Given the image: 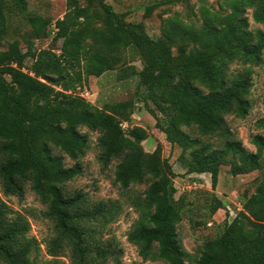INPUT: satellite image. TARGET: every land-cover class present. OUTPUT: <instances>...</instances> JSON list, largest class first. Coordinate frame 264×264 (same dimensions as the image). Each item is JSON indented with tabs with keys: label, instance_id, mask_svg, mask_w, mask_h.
I'll return each mask as SVG.
<instances>
[{
	"label": "trees",
	"instance_id": "1",
	"mask_svg": "<svg viewBox=\"0 0 264 264\" xmlns=\"http://www.w3.org/2000/svg\"><path fill=\"white\" fill-rule=\"evenodd\" d=\"M189 0H163V4ZM98 8L79 0H68L64 17L56 21L55 37L77 39L82 48V67L70 69L53 48L7 55L2 49L15 13L24 14L27 0H0V140L6 159L0 160V182L10 194L22 195L25 184L47 203L46 215L55 223L57 235L48 243V253L70 248L71 264H121L119 242L99 240V227L115 219L121 205L96 203L84 209L85 195L66 191L65 184L82 174L81 158L89 149L90 131H99V159L105 166L119 160L115 183L122 189L150 182L145 196L135 206L140 217L128 234L145 258L163 259L169 264H264V173L252 193L243 196L236 216L223 230L204 241L194 256L181 244L177 225L182 220L183 198H176L173 166L159 143L152 152L143 141L148 130L132 126L138 110L136 99L99 107L75 92L90 76L114 69L125 56L122 49L133 47L142 68L139 100L155 118L156 127L172 146L181 149L179 161L187 174H210L216 188L222 165L233 175L264 170V134L253 135L256 151H249L227 122V115L245 118L252 109V66L264 62V30L250 28V14L264 24V0H218V9L201 6L198 26L178 16L167 19L159 37L143 26L133 25L106 0H90ZM161 3V4H162ZM158 5L148 7L151 16ZM95 19L101 25H95ZM34 38H44L51 19L30 14ZM176 50V51H175ZM10 56V57H9ZM33 60L30 70L25 62ZM234 64L241 67L232 69ZM129 123L128 132L124 123ZM198 132L193 136L190 131ZM224 139L214 148L204 138ZM59 149L63 154H59ZM65 155L75 161L66 165ZM195 180V179H194ZM225 203L213 198L211 214ZM30 222L23 216H9L0 201V264H38L40 245L29 236ZM157 246V252H154ZM117 252L119 254H117ZM44 264H60L57 259Z\"/></svg>",
	"mask_w": 264,
	"mask_h": 264
},
{
	"label": "rangeland",
	"instance_id": "2",
	"mask_svg": "<svg viewBox=\"0 0 264 264\" xmlns=\"http://www.w3.org/2000/svg\"><path fill=\"white\" fill-rule=\"evenodd\" d=\"M163 0H106L114 10L126 18L133 25L143 26L153 37L162 34L163 26L167 19L178 16L185 22L200 25L202 23L201 6L206 5L211 9H218V0H189L186 2H176L163 4ZM80 4L90 5V11L98 8L96 3L90 0H79ZM162 3V4H161ZM157 4L151 16L146 12L149 6ZM68 8V0H27V9L24 14L15 13L9 23V35L3 41L2 49L7 55H15L19 52L39 50L43 48H53L62 57L64 63L70 69L82 67V48L77 39L57 38L56 21L62 19ZM30 14L41 15L51 19L48 28L50 35L44 38H34L32 36V26L28 23ZM95 25H101L100 19H95ZM250 28L256 30L262 28L264 24L257 23L250 14ZM176 51V50H175ZM122 60L114 69L108 70L101 76H90L84 84L78 86L76 93L85 96L86 99L99 107L106 104L116 103L127 99H136L138 110L134 114L132 126L140 125L148 130L149 137L143 141L146 151L152 152L157 145H163V155L173 166L176 177L174 179L177 187L176 198H183V217L177 225L178 238L181 244L194 256L200 254V250L205 240L216 237L224 228L227 220V211L230 217H235L238 208L243 203V196L254 191L258 179L263 175L264 170L244 175H233L230 165H222L219 174V182L213 188L210 174L196 178L195 174H187L186 169L179 161L181 149L172 146L167 141L166 135L156 127L155 118L145 109L144 104L139 100L143 91L139 89V76L134 72L142 68V61L139 54L133 47L122 49ZM9 56V57H10ZM264 58V51H263ZM33 60L28 58L25 62V71L30 70ZM135 67V68H134ZM241 67L234 64L232 69ZM253 86L251 88L252 109L245 118L236 117L234 114L227 115L226 119L236 137L243 142L249 151H256L252 143L253 135L264 134V62L261 65L252 66ZM124 128L128 132L129 128ZM83 132L89 133V149L81 158L83 164L82 174L65 184L68 193L81 192L85 195L83 208L88 209L96 203L118 202L121 205L120 213L113 220H109L105 226L101 227L102 221L89 223L91 226L99 227L97 236L102 242L115 239L123 252L119 255L121 264H169L163 259L148 257L140 254L137 245L128 240V234L138 221L140 212L135 206L138 197L145 196V191L150 184L149 181L143 184H135L128 189H122L115 183V171L119 160H113L105 166L99 159L101 149L98 141L99 131H90L86 127L81 128ZM193 136H199L196 130L190 131ZM214 144V148H221L224 139L218 136L204 138ZM3 141L0 140V160L6 159L2 153ZM57 153L63 154L59 149ZM264 161V155H263ZM65 163L70 166L74 160L65 155ZM198 181L200 185L195 187L193 182ZM219 197L225 203L214 215L211 214L213 198ZM0 201L5 203L11 218L23 215L30 222L29 236L37 240L40 245L38 264H44L47 260L57 259L60 264H71L70 248L64 246L57 256L48 253V243L50 239L57 235L54 229L55 223L46 215L47 203L31 188L30 182L25 184V191L22 195L7 193L0 182ZM157 252V246L154 249ZM117 254H119L117 252ZM112 260L108 264H118ZM188 264H196L192 260Z\"/></svg>",
	"mask_w": 264,
	"mask_h": 264
},
{
	"label": "built area",
	"instance_id": "3",
	"mask_svg": "<svg viewBox=\"0 0 264 264\" xmlns=\"http://www.w3.org/2000/svg\"><path fill=\"white\" fill-rule=\"evenodd\" d=\"M128 125H129L128 122H125V123H124V127H125V126H128ZM193 185H194L195 187H197L198 185H200V183H199L198 181L195 180V181L193 182ZM233 218H234V217H232V218L230 217V220H232Z\"/></svg>",
	"mask_w": 264,
	"mask_h": 264
},
{
	"label": "crops",
	"instance_id": "4",
	"mask_svg": "<svg viewBox=\"0 0 264 264\" xmlns=\"http://www.w3.org/2000/svg\"><path fill=\"white\" fill-rule=\"evenodd\" d=\"M206 175H208V173H206V174H199V176H206Z\"/></svg>",
	"mask_w": 264,
	"mask_h": 264
}]
</instances>
